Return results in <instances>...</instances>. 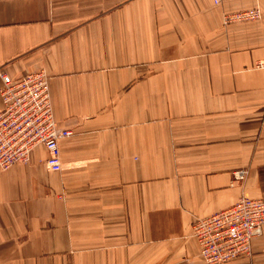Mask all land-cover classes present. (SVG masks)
I'll list each match as a JSON object with an SVG mask.
<instances>
[{"label": "crops", "instance_id": "0c3cea01", "mask_svg": "<svg viewBox=\"0 0 264 264\" xmlns=\"http://www.w3.org/2000/svg\"><path fill=\"white\" fill-rule=\"evenodd\" d=\"M38 70L72 135L0 168V264H207L194 221L264 201V0H0V108Z\"/></svg>", "mask_w": 264, "mask_h": 264}, {"label": "built area", "instance_id": "2783aa9c", "mask_svg": "<svg viewBox=\"0 0 264 264\" xmlns=\"http://www.w3.org/2000/svg\"><path fill=\"white\" fill-rule=\"evenodd\" d=\"M224 0H213L219 5ZM259 8L225 15V23L258 20ZM2 107L0 108V168L27 164L31 151L46 147L47 165L60 171V141L72 131L59 127L54 116L49 78L44 70L11 79L2 74ZM245 169L234 173L241 182ZM264 231V201L242 197L232 207L193 223V236L199 243L200 255L207 264H227L252 253V243Z\"/></svg>", "mask_w": 264, "mask_h": 264}, {"label": "rangeland", "instance_id": "374dc122", "mask_svg": "<svg viewBox=\"0 0 264 264\" xmlns=\"http://www.w3.org/2000/svg\"><path fill=\"white\" fill-rule=\"evenodd\" d=\"M208 217H209V216H208ZM205 218H206V217H205ZM199 219H201V218H199ZM196 220H197V219H196ZM196 220H195V221H196ZM195 221H194V222H195ZM192 228H193V225H192ZM194 238H195V237H194ZM195 239H196V238H195ZM198 244H199V243H198ZM230 263H231V262H230Z\"/></svg>", "mask_w": 264, "mask_h": 264}]
</instances>
